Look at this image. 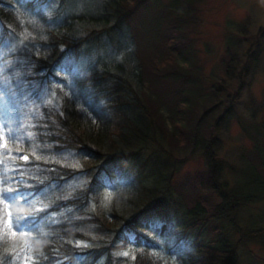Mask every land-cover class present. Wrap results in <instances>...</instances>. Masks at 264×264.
Segmentation results:
<instances>
[{
  "label": "trees",
  "instance_id": "1",
  "mask_svg": "<svg viewBox=\"0 0 264 264\" xmlns=\"http://www.w3.org/2000/svg\"><path fill=\"white\" fill-rule=\"evenodd\" d=\"M194 1L69 13L68 0H0V264H240L237 245L203 234L249 205L261 207L248 233L264 251V130L249 155L262 192L244 193L218 158L236 97L202 93L184 59ZM122 24L151 37L114 56L85 47L75 70L72 53ZM243 37L258 56L264 28ZM189 159L202 166L183 171Z\"/></svg>",
  "mask_w": 264,
  "mask_h": 264
},
{
  "label": "rangeland",
  "instance_id": "2",
  "mask_svg": "<svg viewBox=\"0 0 264 264\" xmlns=\"http://www.w3.org/2000/svg\"><path fill=\"white\" fill-rule=\"evenodd\" d=\"M99 2L100 0H68V12L93 11ZM193 5L195 9L189 16L190 22L184 28L191 39L193 57H188L185 53L184 59L199 67L204 88L202 93L216 91L219 86H227L230 96L233 94L236 97L233 119L221 131L218 158L229 165L223 166L229 185H234L244 193H261L255 183L258 174L249 155L254 153L252 139L260 140L259 133L264 130V39L251 48H259V55L250 57L248 43L243 35L252 36L259 28H264V0H199L194 1ZM143 19L150 21V16L144 14ZM240 24H244V30L240 29ZM130 28L128 32V27L122 24L111 35L102 33L89 40L79 56L75 53L71 55L75 70H79L82 58H88L85 47L114 56V49L122 53L135 45L137 38L144 37L145 41L151 37V27L148 24L143 25V32L138 28L136 36ZM3 51L6 50L0 49V57L4 56ZM229 56L233 58L231 79L224 70V63ZM246 64L249 65L248 71H245ZM242 74L243 79L240 77ZM204 106L203 101L200 109ZM147 154L149 152L144 155ZM201 166V160L189 159L183 171H191ZM260 208L259 205L239 207L234 221L227 219L208 226L203 237L207 240H219L221 243L231 241L237 245L241 255L240 264H264V251L251 240L248 233L249 226L258 217ZM214 227L219 231H213ZM81 263V259L74 262Z\"/></svg>",
  "mask_w": 264,
  "mask_h": 264
},
{
  "label": "snow or ice",
  "instance_id": "3",
  "mask_svg": "<svg viewBox=\"0 0 264 264\" xmlns=\"http://www.w3.org/2000/svg\"><path fill=\"white\" fill-rule=\"evenodd\" d=\"M24 159H27V157H24ZM9 192H11V190L10 189H6L5 190V196H6V198H7V193H9ZM17 223H18V225H19V220L17 221ZM21 228L23 227V225H19Z\"/></svg>",
  "mask_w": 264,
  "mask_h": 264
}]
</instances>
